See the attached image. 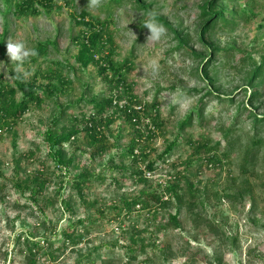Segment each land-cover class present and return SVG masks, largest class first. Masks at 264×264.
<instances>
[{
	"label": "rangeland",
	"instance_id": "obj_1",
	"mask_svg": "<svg viewBox=\"0 0 264 264\" xmlns=\"http://www.w3.org/2000/svg\"><path fill=\"white\" fill-rule=\"evenodd\" d=\"M53 1L59 9L47 12L37 6L39 13L26 16L16 13L20 0H0V72L5 82L13 84L10 70L16 68L7 55L8 40L22 41L27 48H33L36 41L55 39L57 44L48 48L46 57L23 64L21 71L29 66L45 71L54 68L56 61L62 64L59 69L69 79V90L55 93L40 106L31 104L12 129L0 132V264H25L16 243L22 231L31 230L43 237L53 228L59 231L69 216L85 221L79 230L83 237L78 245L59 251L53 264H74L103 242L118 238L132 220L139 226L145 225L143 217L121 224L111 219L112 203L120 204L121 196L142 189L161 191L168 180H173L176 171L182 172L178 184L190 203L181 209L177 227L170 223L167 229L157 232V247L149 250L150 261L142 263L144 255H141L132 264H264V125L256 133L251 117L264 116V65L253 85L248 82L254 66L264 59V0H224L225 7L235 12L233 15L225 12L227 20L217 21L207 35L208 43L217 47L209 64L211 81L200 75L198 61L178 46L170 28L156 20L166 33L152 42L146 40L150 33L143 26L155 12L171 27L182 31L188 45L196 51L208 52L211 47L205 48L198 40L203 0H142L150 5L151 12L137 8L132 0H101L98 8L89 7L88 0ZM81 10L106 22L105 31L111 34L113 44V63L122 66V75L131 83L137 100L157 101L163 122L161 128L154 130L153 138L144 139V161L134 165L128 158L114 157L116 164L123 162L126 171L105 166L116 154L113 144L122 153L129 142L131 127L123 117L105 128L107 149L101 156L91 158L88 152H80L81 146L88 148L83 133L63 145L68 153L79 148L75 154L77 167H71L69 177L77 176L81 169L93 173V181L84 189L85 203L66 180L60 194L57 193L60 173L56 172L43 140V132L52 117L58 115V105L69 103L67 117L71 114L79 117L80 111L89 114L92 106L85 100L78 103L77 99L83 94L90 98L108 89L93 65L82 67L75 60L77 47L73 37L81 26L74 18ZM153 61L158 64L157 73L152 71ZM66 62L72 69L63 67ZM38 80L45 82L42 78ZM199 107L202 116L193 112L190 122L182 126L192 110ZM64 121L57 126L58 130L67 127ZM171 142H175L171 151L160 158ZM202 142L209 150L197 148ZM251 147L256 152L254 160L244 163ZM29 152L33 155L26 157ZM212 154L220 161H207ZM16 158H22L17 175ZM147 160L156 161L154 171L147 180L136 181L129 172L143 167ZM38 168H43L49 179L34 195L37 200L34 201L28 191L20 193L14 188L12 180L22 179L27 171ZM113 177L120 179L119 186L111 181ZM189 189L194 197L189 195ZM63 197L72 212L62 209ZM94 200L96 204L91 206ZM96 207L104 209V218L95 212ZM167 211L174 212V203ZM93 219L98 221L92 223ZM166 220L164 217L160 222ZM150 229H154V224ZM128 240L120 238L119 243ZM161 246H165L164 253ZM98 252H93L90 264L126 262L120 249Z\"/></svg>",
	"mask_w": 264,
	"mask_h": 264
},
{
	"label": "trees",
	"instance_id": "obj_2",
	"mask_svg": "<svg viewBox=\"0 0 264 264\" xmlns=\"http://www.w3.org/2000/svg\"><path fill=\"white\" fill-rule=\"evenodd\" d=\"M7 1L10 2L12 0ZM132 1L137 8L151 12L150 5L144 1ZM37 6H41L47 12L60 8L53 0H20L16 8V13L26 16L36 14L39 13ZM200 9L199 24L197 26L198 40L205 48L211 47L208 52L196 51L192 46L188 45L187 38L182 34V31L171 27L162 16L154 13L156 20L168 29L170 28V31L174 33L178 40V46L186 49L192 59L198 61L200 75L211 81L208 76L209 64L213 59L212 54L217 51V47H213L208 43L207 35L217 21L227 20L224 16L225 12L233 15L235 11L233 9L228 10L224 5V0H203ZM74 22L78 26H81V30L77 36L73 37L75 46L77 47L76 54L74 55L75 60L82 67H87L89 64L93 65L99 77L108 85V89L90 98H85L83 94L77 99L78 103L85 100L92 106L93 111L89 114L80 111L79 117L73 114L67 117L65 112L69 107V103L63 106L58 105V115L52 117L46 130L43 132V140L48 147L49 157L54 161L56 172L59 171L60 173L57 193L60 194L61 186L64 180H66L69 186L75 189L82 203H85L84 189L93 181V173L86 169H81L77 176L69 177L71 167H77L75 154L79 148H75L74 151L68 153L63 145L75 140L80 133H83V138L88 148L81 146L80 149L82 150L80 152H88L91 158L101 156L107 149V144L104 142L105 128L118 117H123L131 127L129 142L126 145L125 151L122 153L118 152L119 148L117 144H113L116 154L106 161L105 166L109 170L126 171L127 167L123 165V162L116 164L114 157L118 156L122 160L128 158L134 165L139 163L140 160L144 161L146 150L143 143L146 139L149 140L155 136L154 130L161 128L163 122L160 120L158 114L157 101L154 100L148 103L137 100L136 95L131 89V83L122 75V66H117L113 63V44L111 34L105 31L106 22L94 18L84 10H81L75 16ZM56 44L55 39L36 41L33 48L38 51L39 55L32 57L29 61H25L24 64L35 63L39 59L46 57L49 53L48 48H55ZM53 63L55 67L45 71L41 70V68L33 69L30 66L26 68V71L17 72L10 70L13 84H7L4 79V74L0 72V132H3L5 129H12L29 109L31 104L40 106L47 98L55 95V93H63L69 90V79L59 69L60 67L62 68V64L56 61ZM263 65L264 59L252 69L251 77L248 80L250 85H253L252 81L256 79L255 77H259ZM63 67L69 70L72 69L68 62ZM198 70L195 71L197 74ZM25 72L30 73V75L28 74L25 77ZM39 78L45 79V82H40L38 80ZM259 83H256V85ZM18 94L19 98H17ZM253 97L254 93L249 98L250 103L253 102ZM137 105H140V109L138 110L134 107ZM193 112L198 117L202 116L201 107L195 110L193 109L189 116H187L188 119L182 123V126L190 122ZM251 117L253 120L252 127L257 133L261 130L262 125H264V116L258 114ZM146 119H148V122L144 121ZM61 121L66 122L67 127L63 130H58L57 126ZM174 144L175 142L168 144L160 155V158L171 151ZM197 148H203L206 151L209 150L204 142L198 143ZM255 154L256 152L251 147L246 157H244V163H251L254 160ZM31 155H33L32 152H29L26 157ZM21 159L16 158L14 161L15 175L19 173ZM207 161L215 163L219 162L220 159L212 154L207 157ZM155 162V160H147L143 166L144 169L153 172ZM143 167L140 168L139 166L132 172H129V174L133 175L136 181L141 182L144 179L147 180L144 176ZM181 173L180 171H176L173 180H168L165 183V188L161 191L157 190V188L149 191L142 189L138 192L121 196L120 204L112 203L110 207L113 211V218L111 219L121 224L126 221H131V219L143 217L145 225L139 226L136 224V220H132L127 228L121 230L118 238L114 241L103 242L100 247L89 251L87 255L81 260H77L74 264H81L83 261L90 264L92 262L93 252H98L102 249L110 252H114L115 249L122 250L126 259L125 264H132L141 255H144L141 261L142 263L150 261L151 256L149 255V250L157 247V232L167 229L170 223H173L177 227L180 223L179 215L181 209L190 203L186 199V194L182 192V188L178 184V181L182 177ZM48 179L49 176L44 172L43 168H38L33 172L27 171L22 179L16 178L14 181L12 180V186L20 193L28 191L33 199H35L34 201H37L34 195L42 190L48 183ZM111 181L118 186L120 184V179L117 177L111 178ZM159 185L157 184V186ZM188 191L189 195L194 197V193L190 189ZM95 202V200L92 201L90 205L95 206ZM173 203L174 212L167 211ZM60 204L63 210L72 212L70 211L69 202L64 197L61 199ZM95 212L103 218L106 215L104 209L100 207H96ZM164 217L167 218L166 222H160ZM97 221V219L91 220L92 223ZM84 223L85 221L82 218L74 219L72 216H69L67 222L59 231L53 228L50 233L43 235V237L35 235L31 230H24L16 238V243L19 245L17 251L22 256L25 264H53L59 257V251L64 250V247H74L81 242L83 236L79 230L84 227ZM151 224H154V229H150ZM120 238H128L129 240L127 243H119ZM42 251L43 253L41 254ZM160 251L164 253L165 246H161ZM105 261L104 259L102 262Z\"/></svg>",
	"mask_w": 264,
	"mask_h": 264
},
{
	"label": "clouds",
	"instance_id": "obj_3",
	"mask_svg": "<svg viewBox=\"0 0 264 264\" xmlns=\"http://www.w3.org/2000/svg\"><path fill=\"white\" fill-rule=\"evenodd\" d=\"M101 5V0H88V6L91 8H98ZM149 31L146 40L157 42L166 33L163 25L157 23L155 13L150 14L149 19L143 24ZM7 55L12 63L15 64V71L20 72L25 61H29L32 57L39 55L35 48H27L26 44L22 41L13 42L8 40L6 44ZM153 73L158 72V64L153 61L151 64ZM27 77L28 73H24Z\"/></svg>",
	"mask_w": 264,
	"mask_h": 264
},
{
	"label": "built area",
	"instance_id": "obj_4",
	"mask_svg": "<svg viewBox=\"0 0 264 264\" xmlns=\"http://www.w3.org/2000/svg\"><path fill=\"white\" fill-rule=\"evenodd\" d=\"M135 107V109H140V105H137V106H134ZM145 122H148V119H146V120H144ZM135 152H137V150H135ZM143 169H144V167H143ZM151 174H152V171H148V170H146V169H144V176L146 177V178H149L150 176H151Z\"/></svg>",
	"mask_w": 264,
	"mask_h": 264
}]
</instances>
